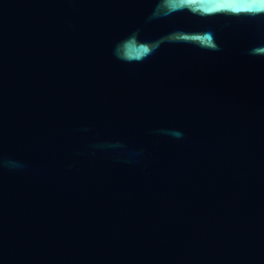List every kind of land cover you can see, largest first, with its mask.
<instances>
[{
	"label": "water",
	"instance_id": "obj_1",
	"mask_svg": "<svg viewBox=\"0 0 264 264\" xmlns=\"http://www.w3.org/2000/svg\"><path fill=\"white\" fill-rule=\"evenodd\" d=\"M0 0V264H264V5Z\"/></svg>",
	"mask_w": 264,
	"mask_h": 264
},
{
	"label": "snow or ice",
	"instance_id": "obj_2",
	"mask_svg": "<svg viewBox=\"0 0 264 264\" xmlns=\"http://www.w3.org/2000/svg\"><path fill=\"white\" fill-rule=\"evenodd\" d=\"M261 5H264V0H259V3L256 4H252V5H234V4H230V3H224V4H220L218 5V7L220 8H232L235 11H239L241 7H247L250 9H261Z\"/></svg>",
	"mask_w": 264,
	"mask_h": 264
}]
</instances>
